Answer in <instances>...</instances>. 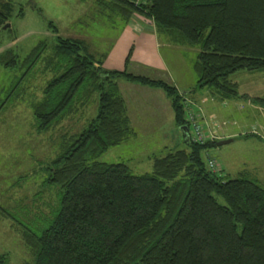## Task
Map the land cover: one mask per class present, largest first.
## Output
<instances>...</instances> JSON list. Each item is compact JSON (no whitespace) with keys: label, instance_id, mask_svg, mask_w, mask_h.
<instances>
[{"label":"trees","instance_id":"obj_1","mask_svg":"<svg viewBox=\"0 0 264 264\" xmlns=\"http://www.w3.org/2000/svg\"><path fill=\"white\" fill-rule=\"evenodd\" d=\"M98 3L125 25L138 12L174 44L196 48L194 92L203 90L221 101L250 99L264 108V97L241 95L231 79L243 70L264 71V0ZM14 11L11 1L0 0V30ZM53 32L51 46L43 39L23 59L12 51L0 55L6 69L29 70L40 63L41 72L50 75L39 89H31L36 130L51 131L97 95L98 112L81 132L64 136L59 152L42 169L48 191L56 194L57 206L48 218L33 214L32 224H26L20 217L30 219L27 210H0L20 227L29 254L23 264H264V182L224 179L211 169L203 154L219 141L200 143L186 136L187 148L152 157V170L141 176L124 163L98 160L135 135L121 80L164 89L177 124L190 127L185 93L164 80L105 69L106 53ZM0 91L1 113L14 96ZM252 136L263 140L243 137ZM41 197L31 201H47L48 208L51 199ZM8 261L7 254L0 255V264Z\"/></svg>","mask_w":264,"mask_h":264},{"label":"rangeland","instance_id":"obj_2","mask_svg":"<svg viewBox=\"0 0 264 264\" xmlns=\"http://www.w3.org/2000/svg\"><path fill=\"white\" fill-rule=\"evenodd\" d=\"M8 1L15 5V11L11 21L7 22L11 26L0 30V55L12 51L18 59L25 58L43 39H48L51 46L56 38L54 29L63 37L83 39L94 53L107 54L123 26L117 15L111 16L103 11L99 0ZM20 8H23L21 14ZM141 17L143 15L136 12L131 20H139ZM146 22L147 25H154L153 20L149 18H146ZM134 24L138 25L136 22ZM155 30L161 41H170L160 34L157 28ZM163 53L166 58L172 55L166 48ZM196 53V48L179 45L178 58L182 59V64L181 69L175 71H181L179 76L182 75L183 79L191 73L195 75L193 65ZM39 64L29 70L26 67L10 70L0 64V89L3 90L4 97L10 91H13L11 93L14 96L0 113V210H6L4 207L12 212H16L18 208L27 210L31 214L30 219L26 216L20 217L26 224H32L33 214L43 212L48 218L50 211L57 206L56 194L54 197L48 191L45 172L42 169L59 152V144L64 136H74L81 132L98 112L97 95L86 107L79 108L74 116H69L47 133H39L31 108L35 95L31 89H39L42 79L46 80L50 76L41 72L43 66ZM145 74L155 77L154 73ZM262 74L264 71L243 70L233 74L231 79L239 84L238 91L241 95L247 93L250 97H264V77L260 76ZM139 84L135 85L139 87ZM194 90L195 88L184 94L183 99L185 103L190 101L195 105L197 112L194 113L200 114L198 119L203 123L206 133L213 134L214 139L206 142L226 140H221L223 135L232 136L228 137L232 142L210 147L204 152L206 164L209 157L215 158L219 165L214 171H219L224 179L244 176L264 182V108L252 103L250 99L221 101L214 99L209 92ZM141 91L136 92L135 97L132 93V101L128 99L135 135L98 157L99 161L110 164L124 163L137 176L152 170V157L187 148L185 133L175 121L170 108L171 98L168 101L170 104H165L159 92ZM203 95L206 104L201 100ZM38 96L41 97V94ZM205 107L211 108L207 110L210 115L205 112ZM188 117L187 111L185 118ZM207 128L210 131H207ZM193 132L190 126L189 136L192 137ZM246 135H259L263 140L254 136L243 137ZM37 196H42L40 200L46 197L51 199L48 208L47 201H31L32 197ZM218 200L225 204L220 197ZM33 202L37 203L36 207ZM13 221L11 217L6 218L0 212V255H8V264H23L29 259L28 248L20 227ZM34 226L40 228L39 224Z\"/></svg>","mask_w":264,"mask_h":264},{"label":"crops","instance_id":"obj_3","mask_svg":"<svg viewBox=\"0 0 264 264\" xmlns=\"http://www.w3.org/2000/svg\"><path fill=\"white\" fill-rule=\"evenodd\" d=\"M143 17L139 18V20H131L132 22L130 21L131 23L129 22L126 25H124L123 23L118 36L115 38L113 44L109 48L110 50L106 54L103 63L104 68L108 70L127 69L130 73L141 76H147L145 72L154 73V78L150 76L147 77L155 80H164L174 85L182 93L186 94L187 92H190V90L195 88L194 84H197L195 75L191 73V75H189L186 79H183L182 75L181 77L179 76V74L182 72L179 70L175 71V69H181L182 64V59L178 58L179 45H175L168 40L161 41L155 30V24L153 26H151L152 24L147 25L148 23L146 22V18L144 17L145 19H143ZM134 22L138 23V25H135ZM164 48H166L168 52L172 54L171 56L168 55V58H166L163 53ZM131 49H133L132 56L129 63L126 64V59ZM131 68L132 70H130ZM164 76L165 78H162ZM260 76L264 77V74ZM135 84L139 83L131 82L128 80L120 81V88L127 101L128 107L129 100L132 101L134 99L132 98V93L135 97V93L141 91V89H143L142 91L147 90V92H159L158 94H160L163 102L165 104H170L168 102L169 97L167 93L164 92V89L163 91L160 88L151 89L155 87H148L141 83L139 84L140 86L137 87V85ZM201 100H203L204 103L206 102V98H204V95L201 97ZM170 106H172V104H170ZM170 108L172 109V114L174 117L173 108ZM210 109V107L208 109H206L205 107L204 110H206L205 112L208 113ZM206 130L210 131L209 128H207ZM228 137L232 136L223 135L220 138L222 140L228 139Z\"/></svg>","mask_w":264,"mask_h":264},{"label":"built area","instance_id":"obj_4","mask_svg":"<svg viewBox=\"0 0 264 264\" xmlns=\"http://www.w3.org/2000/svg\"><path fill=\"white\" fill-rule=\"evenodd\" d=\"M193 108V109H192ZM195 109V110H194ZM187 111L189 112L188 120L190 122L191 128L194 130L192 134V139L196 142L204 143L206 140L214 139L212 133L207 134L205 128L203 127V123L199 121L200 114L197 115L194 113L196 111V107L192 102H188ZM197 112V111H196ZM197 116V118H196ZM200 122V123H199ZM208 165L211 169L216 170L218 168V163L215 158H208Z\"/></svg>","mask_w":264,"mask_h":264},{"label":"water","instance_id":"obj_5","mask_svg":"<svg viewBox=\"0 0 264 264\" xmlns=\"http://www.w3.org/2000/svg\"><path fill=\"white\" fill-rule=\"evenodd\" d=\"M10 26H11V24H10V23H7L6 25L3 26L2 30H6V29L9 28ZM182 130L184 131L185 136L188 137V136H189V127H188V126L182 127ZM230 142H232L231 139L222 140V141H219V142L217 143V146H221V145H224V144H228V143H230Z\"/></svg>","mask_w":264,"mask_h":264}]
</instances>
